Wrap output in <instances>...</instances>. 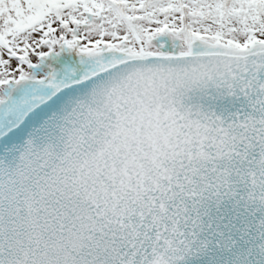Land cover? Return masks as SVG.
Instances as JSON below:
<instances>
[{"label":"snow or ice","instance_id":"6c2138e0","mask_svg":"<svg viewBox=\"0 0 264 264\" xmlns=\"http://www.w3.org/2000/svg\"><path fill=\"white\" fill-rule=\"evenodd\" d=\"M0 264H264V0H0Z\"/></svg>","mask_w":264,"mask_h":264}]
</instances>
